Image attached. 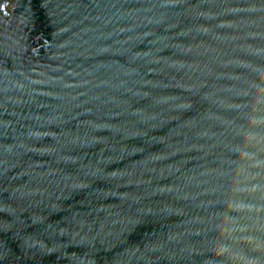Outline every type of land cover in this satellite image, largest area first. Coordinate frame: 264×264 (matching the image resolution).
Instances as JSON below:
<instances>
[{
    "label": "water",
    "instance_id": "1",
    "mask_svg": "<svg viewBox=\"0 0 264 264\" xmlns=\"http://www.w3.org/2000/svg\"><path fill=\"white\" fill-rule=\"evenodd\" d=\"M0 264H264V0H0Z\"/></svg>",
    "mask_w": 264,
    "mask_h": 264
}]
</instances>
